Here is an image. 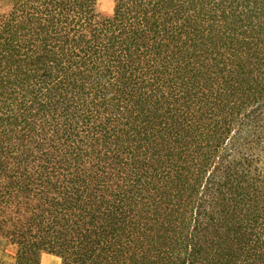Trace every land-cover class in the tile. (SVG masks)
<instances>
[{
  "label": "trees",
  "instance_id": "trees-1",
  "mask_svg": "<svg viewBox=\"0 0 264 264\" xmlns=\"http://www.w3.org/2000/svg\"><path fill=\"white\" fill-rule=\"evenodd\" d=\"M7 1L0 264H264V0Z\"/></svg>",
  "mask_w": 264,
  "mask_h": 264
},
{
  "label": "rangeland",
  "instance_id": "rangeland-1",
  "mask_svg": "<svg viewBox=\"0 0 264 264\" xmlns=\"http://www.w3.org/2000/svg\"><path fill=\"white\" fill-rule=\"evenodd\" d=\"M7 0H0V8L7 5ZM113 0H97V9L104 16H110L112 14ZM14 248L12 246L0 247V263L2 261L13 262ZM50 259L52 261L58 262L59 259L50 255H42L41 260Z\"/></svg>",
  "mask_w": 264,
  "mask_h": 264
},
{
  "label": "crops",
  "instance_id": "crops-1",
  "mask_svg": "<svg viewBox=\"0 0 264 264\" xmlns=\"http://www.w3.org/2000/svg\"><path fill=\"white\" fill-rule=\"evenodd\" d=\"M40 264H60V260L58 262H56V261H52L50 259H46V260L42 259V260H40Z\"/></svg>",
  "mask_w": 264,
  "mask_h": 264
}]
</instances>
